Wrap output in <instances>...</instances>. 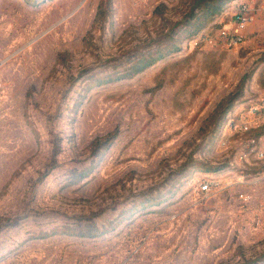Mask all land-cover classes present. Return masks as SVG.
<instances>
[{"label": "rangeland", "instance_id": "374dc122", "mask_svg": "<svg viewBox=\"0 0 264 264\" xmlns=\"http://www.w3.org/2000/svg\"><path fill=\"white\" fill-rule=\"evenodd\" d=\"M263 96L264 0H0V264H264Z\"/></svg>", "mask_w": 264, "mask_h": 264}, {"label": "built area", "instance_id": "2783aa9c", "mask_svg": "<svg viewBox=\"0 0 264 264\" xmlns=\"http://www.w3.org/2000/svg\"><path fill=\"white\" fill-rule=\"evenodd\" d=\"M253 21V15H251L250 7H247L246 5H242V7L237 11L235 17H234V28L232 30V35L230 37L231 43H238L243 38V32L245 28ZM254 118L255 116H261L264 117V96L260 102L259 106L251 107L247 115L243 116L241 121L238 123H231L230 129L234 131H239L242 133L249 132L253 127L258 128L259 125L253 121H248L247 117ZM256 143V140L254 138H250L247 141V148L252 151L254 145ZM262 156V153H260ZM208 189L207 183H202L200 186V191L205 192Z\"/></svg>", "mask_w": 264, "mask_h": 264}, {"label": "trees", "instance_id": "16d2710c", "mask_svg": "<svg viewBox=\"0 0 264 264\" xmlns=\"http://www.w3.org/2000/svg\"><path fill=\"white\" fill-rule=\"evenodd\" d=\"M215 8V6H214V4L213 5H208V6H206V10H212V9H214ZM188 26H189V31L190 32H193V33H196L199 29H200V26L198 25V27H195V28H193L192 26H190L189 24H188ZM163 54H160L156 59H149V60H147V61H145L142 65H141V68H146V67H148V66H150L151 64H153L157 59H160V58H163Z\"/></svg>", "mask_w": 264, "mask_h": 264}]
</instances>
